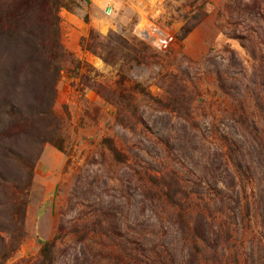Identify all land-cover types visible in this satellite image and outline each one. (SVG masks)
<instances>
[{"label": "rangeland", "instance_id": "obj_1", "mask_svg": "<svg viewBox=\"0 0 264 264\" xmlns=\"http://www.w3.org/2000/svg\"><path fill=\"white\" fill-rule=\"evenodd\" d=\"M63 4L61 149L42 67L0 38V238L24 228L8 264H43L44 243L49 264H264V0Z\"/></svg>", "mask_w": 264, "mask_h": 264}, {"label": "trees", "instance_id": "obj_2", "mask_svg": "<svg viewBox=\"0 0 264 264\" xmlns=\"http://www.w3.org/2000/svg\"><path fill=\"white\" fill-rule=\"evenodd\" d=\"M64 8L63 0H0V38L4 39L8 47L12 48L11 55L19 51L18 43L22 41L29 51L32 52L31 58L27 61L28 65L42 67L41 73L44 75L45 84L44 92L46 98L40 106L41 115L46 119V129L51 130L48 142L58 145L59 138L57 131L60 127V120L52 111L57 90V84L60 79L61 61L64 58V48L61 34L60 10ZM198 23V22H197ZM194 26H184L183 36H187ZM94 31L91 30L90 43L88 39H82L81 46L83 49L96 55L97 50L93 45ZM18 74L21 72L18 71ZM17 75V74H16ZM175 103V102H174ZM24 130L28 124H23ZM14 132L21 131L23 127L17 123L9 127ZM23 130V131H24ZM22 183V179L13 183L12 187L7 188L10 197L15 202L13 205L14 216L18 217V210L24 208L25 199L28 196L29 181ZM25 198V199H24ZM167 199L176 207L177 200L174 195L167 193ZM187 212L182 210L181 218H185ZM10 240L5 243L0 238V252L3 257L0 258V264H8L12 253L18 250L20 242L24 238V228L22 221H18L9 230ZM53 244L44 243L41 254L43 264H49V255L52 251ZM1 257V254H0ZM18 264H24L20 261Z\"/></svg>", "mask_w": 264, "mask_h": 264}]
</instances>
